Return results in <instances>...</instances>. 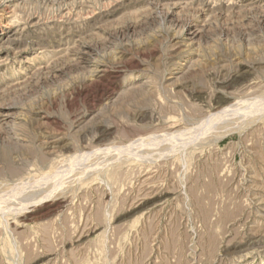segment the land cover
Instances as JSON below:
<instances>
[{
    "label": "rangeland",
    "instance_id": "obj_1",
    "mask_svg": "<svg viewBox=\"0 0 264 264\" xmlns=\"http://www.w3.org/2000/svg\"><path fill=\"white\" fill-rule=\"evenodd\" d=\"M0 264H264V0H0Z\"/></svg>",
    "mask_w": 264,
    "mask_h": 264
},
{
    "label": "bare ground",
    "instance_id": "obj_2",
    "mask_svg": "<svg viewBox=\"0 0 264 264\" xmlns=\"http://www.w3.org/2000/svg\"><path fill=\"white\" fill-rule=\"evenodd\" d=\"M214 114H215V113H214ZM214 114H213V115H214ZM216 114H217V113H216ZM216 114H215V115H216ZM220 115H221V114H220ZM209 117H211V116H209ZM78 158H79V156H78ZM84 158H85V157H84Z\"/></svg>",
    "mask_w": 264,
    "mask_h": 264
}]
</instances>
